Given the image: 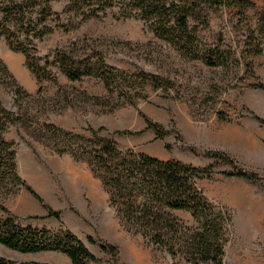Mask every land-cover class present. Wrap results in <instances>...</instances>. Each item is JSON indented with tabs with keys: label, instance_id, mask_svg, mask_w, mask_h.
Returning <instances> with one entry per match:
<instances>
[{
	"label": "rangeland",
	"instance_id": "374dc122",
	"mask_svg": "<svg viewBox=\"0 0 264 264\" xmlns=\"http://www.w3.org/2000/svg\"><path fill=\"white\" fill-rule=\"evenodd\" d=\"M254 1L259 7L264 6V0ZM66 4L67 0H62L54 7L62 10ZM246 13L247 18L242 20L236 8L220 7L211 13L209 27L201 31L204 42L211 46L223 42V48L232 53L230 62L217 66L183 56L156 37L143 19H119L116 10L111 9L77 30L58 29L39 43L40 55H46L56 47L87 37L101 44L112 64L132 72L142 69L160 74L173 81L174 87L168 91L148 85L149 98L139 100L137 106L126 105L106 113L75 107L51 113L48 119L83 134L103 127V133L113 137L123 150L134 149L201 168L216 164L211 174L203 173L197 181L212 202L228 208L233 216L224 264H264V122L255 117L264 119V87L258 86L264 85V50L259 55L248 52L247 37L257 27L258 15L255 9ZM0 59L28 92L35 93L40 86L48 96L57 92L58 85L50 80L40 82L28 67L26 56L11 50L3 38ZM56 72L62 84L72 83L96 95L105 93L96 78L72 82L59 69ZM0 100L8 107L13 104V93L6 83H0ZM25 107L32 115V122L44 117L42 102L30 101ZM220 112L227 114L229 120L220 119ZM143 114L162 124L168 133L163 138H156L154 129L136 135L119 133L146 128ZM6 136L18 143L22 176L48 206L61 211L60 218L48 216L49 210L24 189L5 202L22 223L71 229L101 259L92 264H113V260L99 244L89 242L90 236L98 242L117 245L118 264H191L173 258L148 244L141 235L128 231L110 207L101 180L93 175L86 162H77L69 154L53 153L25 126L11 127ZM212 151L227 153L232 162L221 161L211 155ZM240 168L257 172L262 182L224 174ZM28 195L31 206L25 202ZM180 214L192 221L190 214ZM0 257L71 264V259L60 252L23 253L3 244H0Z\"/></svg>",
	"mask_w": 264,
	"mask_h": 264
},
{
	"label": "trees",
	"instance_id": "16d2710c",
	"mask_svg": "<svg viewBox=\"0 0 264 264\" xmlns=\"http://www.w3.org/2000/svg\"><path fill=\"white\" fill-rule=\"evenodd\" d=\"M59 1L62 0H0V39L11 50L26 56L28 67L40 82L50 80L58 85L53 96H48L43 86L30 93L0 59V83L8 84L13 93L11 107L0 100V244L23 253L60 252L71 259V264L101 262L71 229L25 225L5 204L25 189L49 210L48 216L61 217V211L48 206L19 171L18 143L8 139L6 133L20 125L53 153L69 154L77 162H86L93 175L101 180L110 207L128 231L141 235L148 244L173 258L191 264H224L233 216L228 208L212 202L197 181L203 173L211 174L216 164L201 168L134 149L123 150L113 137L103 133V127L83 134L48 119L51 113L75 107L106 113L126 105L137 106L139 100L149 98L148 85L168 91L174 87L173 81L160 74L142 69L132 72L112 64L101 44L87 37L56 47L46 55H40L39 43L58 29L77 30L111 9L116 10L119 19H143L156 37L183 56L217 66L230 62L232 53L223 48V42L211 46L202 39L201 31L209 27L211 13L220 7H233L243 20L248 9L257 10L258 24L247 37L246 45L250 47V55H259L264 50V6L259 7L254 0H67L65 7L57 10L54 4ZM56 69L72 82L96 78L105 93L96 95L72 83L62 84ZM30 101L42 102L45 112L36 123L31 121L32 115L25 107ZM143 115L146 128L119 133L136 135L154 129L156 138L168 133L162 124ZM255 117L264 122L258 115ZM219 118L229 120L223 112ZM211 155L232 162L225 152L212 151ZM224 174L256 182L263 180L257 172L242 168ZM181 212L190 214L192 221L182 217ZM88 240L99 244L112 256L113 264H118L117 245L98 242L91 236ZM0 264L49 263L0 257Z\"/></svg>",
	"mask_w": 264,
	"mask_h": 264
},
{
	"label": "crops",
	"instance_id": "0c3cea01",
	"mask_svg": "<svg viewBox=\"0 0 264 264\" xmlns=\"http://www.w3.org/2000/svg\"><path fill=\"white\" fill-rule=\"evenodd\" d=\"M32 185V184H31ZM33 186V185H32ZM26 192H28L27 190H25ZM29 193V192H28ZM30 194V193H29ZM31 195V194H30ZM41 195V194H40ZM32 196V195H31ZM32 197H34V196H32ZM27 199H26V203L29 205V206H31V202H32V199L29 197V195H28V197H26Z\"/></svg>",
	"mask_w": 264,
	"mask_h": 264
}]
</instances>
